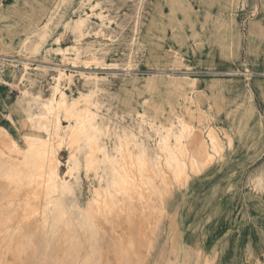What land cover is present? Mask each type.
Returning <instances> with one entry per match:
<instances>
[{"label": "rangeland", "instance_id": "rangeland-1", "mask_svg": "<svg viewBox=\"0 0 264 264\" xmlns=\"http://www.w3.org/2000/svg\"><path fill=\"white\" fill-rule=\"evenodd\" d=\"M8 2L0 264H264V0Z\"/></svg>", "mask_w": 264, "mask_h": 264}, {"label": "bare ground", "instance_id": "bare-ground-1", "mask_svg": "<svg viewBox=\"0 0 264 264\" xmlns=\"http://www.w3.org/2000/svg\"><path fill=\"white\" fill-rule=\"evenodd\" d=\"M67 25L69 26L68 28L70 29L71 33L74 36V42L76 44L79 43V41L81 39H79V37H81L82 32L85 30V23L84 20L81 18H77V19H72L70 22L67 23ZM56 44H57V50L59 55L62 56V58H65L66 55L73 53L76 57H78L79 55V51H78V47L75 44H68L65 46L60 45V40L59 38L56 39ZM92 58H96V57H92ZM84 61V60H83ZM89 61V60H88ZM86 64H88L87 62H85ZM84 68H88L87 65L84 66ZM96 68V66L94 67ZM63 72V71H62ZM62 72H60V74L55 78V82L53 85H51L50 87V92L48 94L47 97V104H48V108L49 110L55 108L57 112L59 111H63L65 114L69 113L70 111H73V107H74V103L70 102L67 99V95L61 91V89L59 88V82L62 79V77L65 75ZM48 110V109H47ZM181 122V121H180ZM71 124V123H70ZM66 125L63 126L59 120L57 121L56 124V129H57V133L59 132H63L65 130H69V128H71V126ZM181 128V127H180ZM48 179L52 182H56L55 177L54 176H48ZM66 180V179H65ZM133 180V179H132ZM61 186V185H59ZM15 189V188H14ZM17 195V194H16ZM120 199V198H119ZM104 200V199H103ZM112 200V199H111ZM125 200V199H124ZM122 201V200H121ZM120 201V202H121ZM111 202V201H110ZM124 202V201H123ZM97 203V202H96ZM95 205H99L96 204ZM106 204V203H105ZM20 206V205H19ZM94 207V206H93ZM97 208V207H96ZM14 212V211H13ZM15 212H17L15 210ZM95 214V213H94ZM8 228V227H7ZM8 261V260H5ZM4 264V263H3ZM57 264V263H56Z\"/></svg>", "mask_w": 264, "mask_h": 264}, {"label": "built area", "instance_id": "built-area-1", "mask_svg": "<svg viewBox=\"0 0 264 264\" xmlns=\"http://www.w3.org/2000/svg\"><path fill=\"white\" fill-rule=\"evenodd\" d=\"M33 64V62H23L17 55L0 53V88L16 91L22 82L20 75H24L25 70H33L35 68Z\"/></svg>", "mask_w": 264, "mask_h": 264}, {"label": "crops", "instance_id": "crops-1", "mask_svg": "<svg viewBox=\"0 0 264 264\" xmlns=\"http://www.w3.org/2000/svg\"><path fill=\"white\" fill-rule=\"evenodd\" d=\"M7 1H10V0H0V5H3V7H6V6H8V5H12V4H14L13 2H8V3H7ZM254 216H255V220H256V221L259 220L260 222H264V220H263L264 217H263V214H262V213H260V212L257 211V212L255 213ZM256 224H257V222H256ZM256 224H255V225H256ZM257 227H260V226L257 225Z\"/></svg>", "mask_w": 264, "mask_h": 264}]
</instances>
